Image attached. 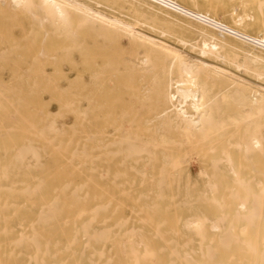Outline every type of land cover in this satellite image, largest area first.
I'll return each instance as SVG.
<instances>
[{"label":"bare ground","instance_id":"bare-ground-1","mask_svg":"<svg viewBox=\"0 0 264 264\" xmlns=\"http://www.w3.org/2000/svg\"><path fill=\"white\" fill-rule=\"evenodd\" d=\"M124 1L0 0V264H264V0Z\"/></svg>","mask_w":264,"mask_h":264},{"label":"rangeland","instance_id":"rangeland-1","mask_svg":"<svg viewBox=\"0 0 264 264\" xmlns=\"http://www.w3.org/2000/svg\"><path fill=\"white\" fill-rule=\"evenodd\" d=\"M103 1H105V0H103ZM234 1H236V0H233V2ZM125 2L126 1H124V0H119V5L118 6L120 8L124 7V9L122 8L123 11L127 12L128 10L125 8L126 7V3ZM244 3H246L247 6L250 7L254 3V0H244ZM157 15H158V18H157L158 21H156V23L159 26L170 27L174 31L173 33H174L175 36L176 35L178 36V34H180V35L185 36V37L193 38V40H197V38H199L197 40V42H200V37H199L198 33L195 31V27L192 24H189V23L185 22L184 20H180V19L177 20V18L172 17L169 14H165L164 12H161V11L157 12ZM166 39L170 43H172V44H174L176 46H179L180 48L185 49L189 54L195 53L194 50H191L188 47H185L181 43L177 42L174 39V37H172V36H168ZM122 40L124 42L126 41L125 38H123ZM203 59L206 60V61L208 60L207 58H203ZM232 70L236 71V72H238L240 74H243V75L249 77L252 80H256L255 77L251 76V74L243 72L242 70H239V69H236V68H233V67H232ZM69 74H70L71 78L74 76L73 75L74 73H69ZM114 88L115 89H114V93H112V96L114 97L115 111L119 112L121 98L126 96V95H129L130 92L132 91V89L119 86L118 83H115ZM52 107L55 108V106H52ZM104 111H105V109H104ZM128 111H129L128 120L130 121V123H129L128 120H127V122H128L129 125L134 127L135 125H137L140 122V118L138 120L134 119V117H133L134 116V108L133 107H130V109ZM146 113H147V107H143L141 109L140 117L142 115L146 114ZM131 119H133V120L131 121ZM143 134H148V132L146 130H143ZM160 146H162V145H160ZM163 147H166V145L163 146ZM195 154L196 153H194L193 151H191V150L189 151V153L187 155V159H188V162H189L188 165L190 166V169L192 171V181H194L197 184H202L204 176L198 173L199 166L202 163L200 162V159H199L198 155H195ZM189 155H190V157H189ZM114 156L116 158H118V156H122V154H115ZM132 174H134V171L132 169H130L129 170V175H132Z\"/></svg>","mask_w":264,"mask_h":264}]
</instances>
